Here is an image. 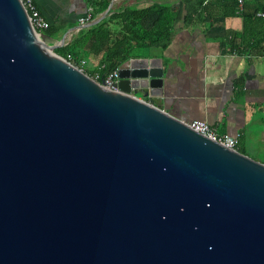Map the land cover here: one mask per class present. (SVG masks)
Wrapping results in <instances>:
<instances>
[{
	"label": "water",
	"instance_id": "obj_1",
	"mask_svg": "<svg viewBox=\"0 0 264 264\" xmlns=\"http://www.w3.org/2000/svg\"><path fill=\"white\" fill-rule=\"evenodd\" d=\"M67 35L0 0V264H264V162L146 99L161 58L109 88Z\"/></svg>",
	"mask_w": 264,
	"mask_h": 264
},
{
	"label": "crops",
	"instance_id": "obj_2",
	"mask_svg": "<svg viewBox=\"0 0 264 264\" xmlns=\"http://www.w3.org/2000/svg\"><path fill=\"white\" fill-rule=\"evenodd\" d=\"M35 1L50 23L63 28L64 35L68 33L66 42H70L87 13L86 0ZM120 1L114 0L113 6ZM158 1L178 7L179 16L173 39L165 47L157 44L135 50L133 57L162 59L164 75L159 84L163 94L146 99L180 119L205 120L221 133L238 136V149L264 162V56L233 53L226 40L230 33L243 29V16H224L220 0L213 1L217 6L201 18L196 11L202 7L200 0Z\"/></svg>",
	"mask_w": 264,
	"mask_h": 264
},
{
	"label": "trees",
	"instance_id": "obj_3",
	"mask_svg": "<svg viewBox=\"0 0 264 264\" xmlns=\"http://www.w3.org/2000/svg\"><path fill=\"white\" fill-rule=\"evenodd\" d=\"M112 1L86 0L88 7H92V18L99 17ZM139 1L121 0L106 17L80 29L70 42L55 48V52L101 82L111 72L124 66L135 55L137 48L157 44L165 47L175 34L178 7L158 0L139 6ZM213 1L200 0L202 7L199 11L196 9L197 18L217 6L216 3L212 5ZM220 1L224 4L220 5V13L224 16L237 13L243 16V29L226 37L228 46L238 54L264 56V16L258 15L260 11L264 12V1L247 0L241 12H238V0ZM213 23L211 18L210 24ZM40 31L53 39H61L65 33L55 23ZM82 61L86 63L83 65Z\"/></svg>",
	"mask_w": 264,
	"mask_h": 264
},
{
	"label": "built area",
	"instance_id": "obj_4",
	"mask_svg": "<svg viewBox=\"0 0 264 264\" xmlns=\"http://www.w3.org/2000/svg\"><path fill=\"white\" fill-rule=\"evenodd\" d=\"M247 0H238V12H241ZM24 3L30 13L31 20L35 28L40 31L41 29L48 28L50 26V21L45 18V16L38 9L35 0H24ZM260 16H264V12L260 11L258 13ZM92 18V7H88L86 15L80 18L81 25H87L93 22ZM233 53H237L233 51ZM86 61H82L84 65ZM98 77V76H97ZM118 78V69L111 72L103 81L104 85L109 88H113V83ZM189 126L194 130L208 136L209 138L218 141L219 143L236 148L238 145L239 138L238 136L231 135L229 133H221L216 127L211 125L205 120L195 119L188 122Z\"/></svg>",
	"mask_w": 264,
	"mask_h": 264
},
{
	"label": "rangeland",
	"instance_id": "obj_5",
	"mask_svg": "<svg viewBox=\"0 0 264 264\" xmlns=\"http://www.w3.org/2000/svg\"><path fill=\"white\" fill-rule=\"evenodd\" d=\"M140 48H137V51L139 50Z\"/></svg>",
	"mask_w": 264,
	"mask_h": 264
}]
</instances>
